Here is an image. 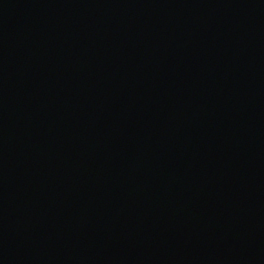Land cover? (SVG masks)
Segmentation results:
<instances>
[{"label": "water", "instance_id": "water-1", "mask_svg": "<svg viewBox=\"0 0 264 264\" xmlns=\"http://www.w3.org/2000/svg\"><path fill=\"white\" fill-rule=\"evenodd\" d=\"M0 264H264V0H0Z\"/></svg>", "mask_w": 264, "mask_h": 264}]
</instances>
